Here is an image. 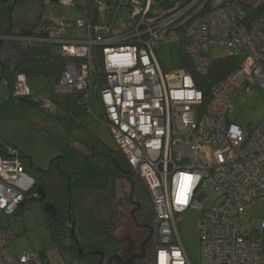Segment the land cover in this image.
<instances>
[{
	"label": "built area",
	"instance_id": "1",
	"mask_svg": "<svg viewBox=\"0 0 264 264\" xmlns=\"http://www.w3.org/2000/svg\"><path fill=\"white\" fill-rule=\"evenodd\" d=\"M59 4L78 11L75 0ZM123 9L128 22L117 27ZM81 14L74 25L86 29L85 39L53 37L66 29L64 21H41L22 39L31 46L60 45L67 63L54 86L57 95L82 92L87 112L90 102L98 103L118 151L149 193L153 264H192L177 223L196 209H203L202 264H264V219L243 232L251 212L264 208V122L245 130L231 119L238 91L264 89V0H92ZM172 43L182 45V66L169 74L157 50ZM216 48H226V57L239 58V64L205 103L183 58L203 76ZM31 95L27 76L17 75L11 97ZM36 101L44 110H58L51 101ZM31 190L24 158L6 147L0 156V216L14 215ZM207 191L222 202L204 209ZM15 238L0 226V264H78L59 252L58 260L46 252L45 258L12 255Z\"/></svg>",
	"mask_w": 264,
	"mask_h": 264
},
{
	"label": "rangeland",
	"instance_id": "2",
	"mask_svg": "<svg viewBox=\"0 0 264 264\" xmlns=\"http://www.w3.org/2000/svg\"><path fill=\"white\" fill-rule=\"evenodd\" d=\"M3 1L0 18L6 19L8 16V20L5 25L0 22V36H6L0 37V60L9 59L12 66L19 63L23 50L28 45L22 37L32 34L39 18L47 23L64 21L66 29L53 33V37L87 38L86 29H78L74 25L80 16L74 6L48 4L47 0H11L10 4ZM86 1L87 6H90L92 0ZM199 9L200 6L192 14ZM111 17L113 13L109 12L107 20ZM127 22L128 13L123 9L118 14L116 26ZM50 50L55 55L61 54L59 44H50ZM181 51L180 43L162 46L157 50L167 73L173 74L181 68ZM212 54L215 59H220L228 55V50L216 48ZM28 85L31 94L38 100L51 101L52 86L48 79L29 77ZM9 97L10 87L5 80H0V141L8 142L21 154L29 177L37 175L39 170L47 171L45 180L51 185L57 184L58 188L55 187L54 192L57 190L63 195L65 190L62 185L71 179L74 217L85 233L92 237L102 235L106 238L98 225L100 217L106 218L116 212L123 204V192L126 191L131 192L132 198L140 206L137 215L142 224H153L149 193L118 151L108 126L101 118V110L96 101L89 103L91 112L77 117L63 111H47L41 106L15 103ZM232 104L234 108L231 119L243 129L254 130L264 122V89L254 86L249 94L242 89L235 94ZM207 193L204 209L222 202L223 198L219 194L210 191ZM28 197L29 200L18 213L0 216V226L11 229L16 236L9 245L11 254L29 252L41 256V253L46 252L51 255V260H58L59 255L56 254L59 252L66 261L81 264L70 254L66 238L60 244L54 240L42 206L31 200L32 194ZM202 210L188 211L177 223L180 238L192 264H202L199 230ZM251 216L253 220L243 232L255 226L257 219H264V208L257 207L251 212ZM153 257L152 240L146 264H153Z\"/></svg>",
	"mask_w": 264,
	"mask_h": 264
},
{
	"label": "flooded vegetation",
	"instance_id": "3",
	"mask_svg": "<svg viewBox=\"0 0 264 264\" xmlns=\"http://www.w3.org/2000/svg\"><path fill=\"white\" fill-rule=\"evenodd\" d=\"M48 170V169H47ZM40 171L32 177V196L38 202L49 221L66 220L68 249L73 258L81 264H146L149 246L152 244V225L142 224L137 211L140 206L132 198L131 192H123L125 197L122 206L106 218L100 217L99 227L104 231V236L92 237L82 230L74 217L73 203L69 209V190L72 182L67 181L62 185L63 195L45 180V173ZM128 174H130L128 172ZM128 176V175H127ZM131 181V180H130ZM42 188V189H41ZM58 188V187H57ZM46 196L45 199H42ZM55 205V208L49 206ZM49 206L50 212L47 211ZM73 213V215H72ZM101 215V214H99ZM109 217V218H108ZM72 219L76 221L74 227ZM75 228L74 236L71 231ZM150 227V228H149Z\"/></svg>",
	"mask_w": 264,
	"mask_h": 264
},
{
	"label": "trees",
	"instance_id": "4",
	"mask_svg": "<svg viewBox=\"0 0 264 264\" xmlns=\"http://www.w3.org/2000/svg\"><path fill=\"white\" fill-rule=\"evenodd\" d=\"M48 4H57L59 0H47ZM77 10L79 8L76 6ZM84 11L83 9H81ZM81 11V12H82ZM204 13V12H201ZM41 18L38 19L35 27L41 22ZM34 27V28H35ZM34 31V29H33ZM33 33V32H32ZM183 61L189 72L194 75L195 83L198 89L204 94L205 103L209 102L212 96L213 88L223 80L227 75L233 72L238 64L239 58L224 57L215 59L212 63L210 71L203 76L195 75L191 60L184 56ZM66 59L59 55H55L50 50V45H27L23 50L21 60L16 66H12L10 60H0V80H5L12 94L13 86L16 80L17 74H25L29 77H43L50 81L52 86V93L50 100L53 102L59 111H63L67 114H75L82 116L87 112V103L81 100L82 92H76L72 96H59L54 91L55 84L60 80V77L66 67ZM36 97L33 95L28 97H9V100H13L15 103L28 104L32 106H40L36 101ZM58 110L56 113H58ZM11 146L8 142L0 141V156L5 152V148ZM32 194V190L25 196L24 201L21 203L18 213L29 200V195ZM32 200V199H31ZM49 229L51 230L54 240L59 244L63 238H66L67 223L66 220L49 221Z\"/></svg>",
	"mask_w": 264,
	"mask_h": 264
},
{
	"label": "crops",
	"instance_id": "5",
	"mask_svg": "<svg viewBox=\"0 0 264 264\" xmlns=\"http://www.w3.org/2000/svg\"><path fill=\"white\" fill-rule=\"evenodd\" d=\"M6 2H7V4H10L11 3V0H5ZM3 0H0V7H2V4H3ZM75 4H76V6L79 8V10L77 11L78 13H79V17H81L82 16V14H81V9H83L84 11H86L90 6L88 5L87 6V1L86 0H75ZM7 20H8V16L6 17V19L4 18L3 19V17H1L0 18V22L3 24V25H5L6 24V22H7ZM8 32H10V29H9V31ZM1 35V34H0ZM1 37V36H0ZM6 36L3 34L2 35V37L1 38H5ZM1 43V42H0ZM58 112H59V110H58ZM11 145V144H10ZM98 216H101V215H98ZM106 217V216H105ZM109 218V217H108Z\"/></svg>",
	"mask_w": 264,
	"mask_h": 264
},
{
	"label": "water",
	"instance_id": "6",
	"mask_svg": "<svg viewBox=\"0 0 264 264\" xmlns=\"http://www.w3.org/2000/svg\"><path fill=\"white\" fill-rule=\"evenodd\" d=\"M10 10H12V9H10ZM0 45H1V43H0ZM1 50V49H0ZM1 59V58H0ZM42 189V188H41ZM72 191L71 190H69V209H71V203H72ZM46 198V196H43L42 197V199H45ZM33 201H36V200H34V199H32ZM49 206H51V207H53V208H55V205H53V204H49ZM49 206H47V211L48 212H50V210H49ZM72 215H73V213H72ZM72 222H73V225H74V227H75V225H76V221L74 220V219H72ZM73 227V229H72V231H71V237L73 238H75V236H74V232H75V228ZM146 227V226H145ZM150 228V227H149ZM76 239V238H75ZM45 252H43V253H41V255L43 256V258H45Z\"/></svg>",
	"mask_w": 264,
	"mask_h": 264
}]
</instances>
